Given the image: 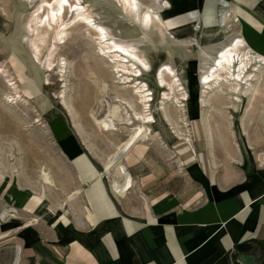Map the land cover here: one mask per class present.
I'll return each mask as SVG.
<instances>
[{
	"label": "crops",
	"instance_id": "crops-1",
	"mask_svg": "<svg viewBox=\"0 0 264 264\" xmlns=\"http://www.w3.org/2000/svg\"><path fill=\"white\" fill-rule=\"evenodd\" d=\"M146 2L161 13L169 30L190 34L194 43L193 27L199 24L196 31L203 30L198 37L205 45L225 39L227 27L219 13L226 9L238 18L228 25L235 26L246 45L264 56V0ZM257 107L246 113V119H257ZM177 114L174 111L178 124L189 121L187 112L183 120ZM157 119L160 139L152 140L166 148L164 136L176 137L175 150L182 152L178 156L184 162L176 174L183 177L170 190L159 184L151 197L146 184H139L129 171L132 183L119 192L102 176V168L85 156L83 146L76 145L74 134L58 131L66 159L75 164L79 188L61 196L16 193L13 205L0 216L4 225L0 235L14 240L17 256L2 264H264V159L252 163L251 169L246 163L243 169H222L208 144L210 158L206 144L205 158L198 156L189 122L186 128L179 125L186 136H178L166 124L160 128L164 118ZM246 141V150H254ZM232 149L229 158L240 159L239 145ZM131 152L123 158L126 170L133 160ZM40 180L48 186L53 183V179Z\"/></svg>",
	"mask_w": 264,
	"mask_h": 264
},
{
	"label": "rangeland",
	"instance_id": "rangeland-1",
	"mask_svg": "<svg viewBox=\"0 0 264 264\" xmlns=\"http://www.w3.org/2000/svg\"><path fill=\"white\" fill-rule=\"evenodd\" d=\"M82 1L93 9L98 21L103 22L108 31L123 34L124 36L117 37L124 41L133 40L126 29L130 21L128 17L121 16L122 7L119 0ZM42 2L43 0H0V216L13 205L15 194L18 192L25 194L34 191L39 196H61L64 192L79 188L78 174L76 169L74 171L75 164L66 159L67 153L58 142L57 132L62 131L64 124L62 116L66 118L70 128L75 127L74 121L82 128L81 137L86 148L79 142L77 135L71 132L78 142L76 145H82L87 153L85 156L102 170L104 161L117 144L127 138L133 128L129 124H118L119 130L112 132L99 128L95 117L102 118L110 111L115 104L117 93L130 97L131 100L132 90L114 82L113 62L107 56L99 54L93 32L84 26L72 28L67 42L57 46L52 41V29L44 36L43 41L38 40L32 27L38 15L36 10ZM69 18L70 16L66 17ZM52 25L54 27L56 23ZM133 28L137 29L135 26ZM201 32L203 30L199 29L194 33L197 43L191 41L192 47L189 49L193 53L188 60H181L175 55L171 62L179 69L178 75L185 90L189 91L190 102L185 106V113L187 112L190 123L192 141L199 145L198 156L205 158L204 144L209 156L208 141L206 134H202V126L199 123L200 108L197 99L201 93L200 66L199 58L195 56L197 46L207 44L199 39ZM190 36L187 34L182 37ZM34 40H37V47L33 45ZM52 50H55L53 56L50 55ZM148 58L151 67L155 68L162 55L150 50ZM49 60L53 61L50 70L47 66ZM60 68H64V71ZM146 78L156 95L154 78L151 75ZM262 97L259 98L257 111L264 109V96ZM64 102H67L68 106ZM134 106L139 109L137 103ZM121 108L118 109L122 112L121 117H115L117 123H120L119 118L127 116L124 113L125 106L121 105ZM176 109L179 108L175 104H169V112L173 113ZM153 111L156 113V119L164 118L162 113L157 115L155 108ZM232 115L234 125H227L221 115L215 113L212 116L215 131L214 150L218 166H222V169H243L246 163L251 169L252 163L259 164L264 159V128L256 121L253 125L250 123V141L255 150L247 151L248 143L242 134L240 114L232 112ZM257 119H261V116L258 115ZM159 122L160 128L166 123V127L173 129L169 123ZM188 122L183 120L181 126L185 127ZM152 128L155 134L160 132L156 124ZM220 129L228 135L221 134ZM164 140L166 148L154 140L149 141L146 146V142L135 146L130 154L133 160L126 166L128 172L136 175L139 184H146V192L151 197L159 184L170 190L176 179L183 177V174L176 176L180 172L179 166L184 164L179 157L182 152L175 150L179 140L166 136ZM227 144L239 145L240 159L233 161L229 158L230 152L234 151ZM127 159L129 156L125 158L126 161ZM44 169L53 179L50 186L40 180ZM104 178L111 181L108 177ZM3 226L0 224V227ZM16 256L17 246L14 240L8 237L0 239V264L10 263Z\"/></svg>",
	"mask_w": 264,
	"mask_h": 264
},
{
	"label": "bare ground",
	"instance_id": "bare-ground-1",
	"mask_svg": "<svg viewBox=\"0 0 264 264\" xmlns=\"http://www.w3.org/2000/svg\"><path fill=\"white\" fill-rule=\"evenodd\" d=\"M119 2L122 7L121 16L128 17L130 21L126 29L133 40L124 41L117 37L118 35L122 37L123 34L119 32L113 34L108 31L106 25L98 21L93 9L91 10L82 0H54L53 2L43 0L36 10L38 15L32 29L34 35L41 41L52 29L54 31L52 41L56 46L66 43L70 37V30L76 26L81 25L91 30L96 38L99 54L107 56L113 62L114 82L131 88V100L130 97L117 93L115 104L110 111L102 118L95 117L96 123L103 131H117L119 130L118 124L133 126L127 138L117 144L114 151L104 161V169L101 172L103 177L111 180V184L119 192H123L128 190L132 183L131 176L123 163L124 156L141 142H148L152 138L160 139L152 128L158 122L154 108L157 115L162 113L164 121L173 126L175 134L186 136L178 124L179 120H175V116L172 115L174 112L171 113L168 110L170 103L175 104L179 108L175 112L183 120L185 106L190 102L189 91L185 90L184 83L178 75L177 66L171 61L175 55L181 60L191 56L193 52L189 48L192 47L193 38L182 37L179 32L169 30L161 13L145 0H119ZM163 3L169 4V2ZM219 14L220 22L227 27L225 39L219 43L198 45L195 53V56L199 58L201 89L197 104L211 152L215 149V131L212 122V116L215 113L221 115L227 125H233L232 112L239 113L242 131L251 147L250 123L256 121L264 128L263 108L257 111L261 119H246V113L256 111V103L260 96H264V56L257 54L253 48L246 45L235 26L228 25L231 19L238 22V18L232 17L226 9L221 10ZM68 16L70 18L66 19ZM53 23H56V26L53 27ZM134 26L137 29L133 28ZM197 28V25L193 27V35ZM33 45L37 47V40L33 41ZM150 50L162 55L155 68L151 67L148 58ZM54 54L55 50H52L50 55ZM52 64L53 61L49 60L48 70L52 69ZM61 70L63 72L64 68ZM64 75L60 76L64 77ZM148 75L154 78L156 95L146 78ZM64 103L68 106L67 102ZM136 103L139 109L134 106ZM121 105L125 106L124 113L127 116L119 118L120 123H117L115 117H121L122 112L118 110ZM62 121L64 123L62 131L76 134L79 142L86 148L84 139L81 137L83 131L78 123L74 121L75 127L71 126V129L64 116H62ZM220 133L225 134L221 129ZM232 145L230 144L231 148ZM41 176L45 182L52 181L46 169L42 171ZM122 178L123 183L120 182Z\"/></svg>",
	"mask_w": 264,
	"mask_h": 264
},
{
	"label": "built area",
	"instance_id": "built-area-1",
	"mask_svg": "<svg viewBox=\"0 0 264 264\" xmlns=\"http://www.w3.org/2000/svg\"><path fill=\"white\" fill-rule=\"evenodd\" d=\"M197 26L199 27V24H197Z\"/></svg>",
	"mask_w": 264,
	"mask_h": 264
}]
</instances>
